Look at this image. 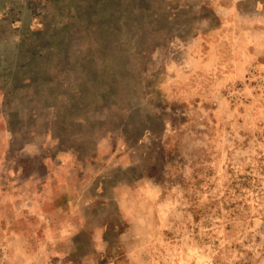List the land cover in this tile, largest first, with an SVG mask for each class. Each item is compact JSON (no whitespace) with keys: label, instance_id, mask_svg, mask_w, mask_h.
<instances>
[{"label":"rangeland","instance_id":"obj_1","mask_svg":"<svg viewBox=\"0 0 264 264\" xmlns=\"http://www.w3.org/2000/svg\"><path fill=\"white\" fill-rule=\"evenodd\" d=\"M0 264H264V0H0Z\"/></svg>","mask_w":264,"mask_h":264}]
</instances>
